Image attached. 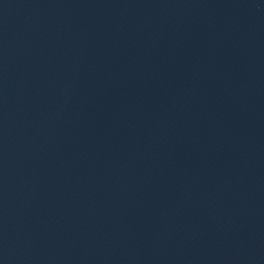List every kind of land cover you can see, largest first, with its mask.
I'll list each match as a JSON object with an SVG mask.
<instances>
[{"label": "water", "instance_id": "water-1", "mask_svg": "<svg viewBox=\"0 0 264 264\" xmlns=\"http://www.w3.org/2000/svg\"><path fill=\"white\" fill-rule=\"evenodd\" d=\"M7 2H8V0H0V19L2 17L4 10H5Z\"/></svg>", "mask_w": 264, "mask_h": 264}]
</instances>
